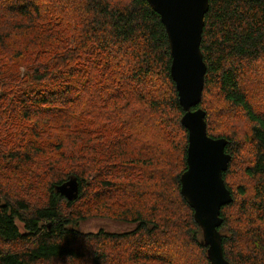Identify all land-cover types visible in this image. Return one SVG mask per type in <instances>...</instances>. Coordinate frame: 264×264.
<instances>
[{"label":"trees","instance_id":"16d2710c","mask_svg":"<svg viewBox=\"0 0 264 264\" xmlns=\"http://www.w3.org/2000/svg\"><path fill=\"white\" fill-rule=\"evenodd\" d=\"M203 21L206 72L197 108L207 136L224 139L230 156L222 179L231 202L217 230L223 258L264 264V106L248 99L264 88V0H208ZM170 63L164 27L147 0H0V264H109L115 242L157 251L173 245L176 258L188 244L210 264L180 195L187 131ZM212 101L241 112L248 127L242 142L222 116L214 127ZM135 106L147 109L148 124L160 118L156 134L175 126L183 133L174 169L160 166ZM244 148V182L233 186L227 178ZM18 166L39 173L18 177ZM36 176L43 200L34 205L8 185ZM70 179L78 195L68 202L56 188ZM94 207L98 218L111 212L134 227L121 235L79 231Z\"/></svg>","mask_w":264,"mask_h":264},{"label":"water","instance_id":"95a60500","mask_svg":"<svg viewBox=\"0 0 264 264\" xmlns=\"http://www.w3.org/2000/svg\"><path fill=\"white\" fill-rule=\"evenodd\" d=\"M164 27L170 51V77L178 103L184 111L180 124L187 131L186 170L180 176V195L193 210L195 224L202 232L210 264H229L224 260L218 228L220 210L231 202L222 174L230 156L224 139L206 134L201 103L206 67L200 52L203 18L208 0H147ZM68 202L77 198L78 185L70 179L56 188Z\"/></svg>","mask_w":264,"mask_h":264},{"label":"rangeland","instance_id":"374dc122","mask_svg":"<svg viewBox=\"0 0 264 264\" xmlns=\"http://www.w3.org/2000/svg\"><path fill=\"white\" fill-rule=\"evenodd\" d=\"M246 86H248L246 84ZM249 88V87H248ZM78 93H80L78 91ZM80 94H73V98L79 99ZM93 97V94H92ZM248 99L251 101L253 106L256 109L263 110L264 106V88L260 87L256 90H251L248 94ZM76 100V101H77ZM213 111L216 113L215 116V124L214 127H217V124L227 120L229 123H234L235 126L238 128V135L234 136V139L236 141L242 142L244 138V133L246 130H248V127L246 125V122L244 120V117L242 116L240 111L233 110L226 108L224 106L220 107V105L216 102L211 103ZM135 109L138 111L136 117V122L139 124L140 128L145 127L149 128V145L151 147V144H153V149L156 150V159L159 162L160 166L163 165V169L165 168V164H169L174 169L177 165L178 160L180 159V156L182 154V141L181 138H183V133L178 129L177 126L175 127H168L164 128L161 127V130H159V133L156 134V128L158 127V123L160 121V118L158 122L155 125L148 124V117L150 114H147V109H144L143 106H135ZM125 114V112L123 113ZM223 117L222 121L219 119L220 117ZM181 125V124H180ZM24 126V125H23ZM232 127V125H229V127ZM224 130V127L218 128V133H221L220 131ZM226 132L232 135V130H226ZM218 133H215L214 135H218ZM165 139V141H163ZM173 141V142H172ZM172 142V145H169V148L172 150V155L169 150H166V145ZM175 142L181 147H177ZM249 148H244L239 156L235 158L233 161V164L231 166L230 173L228 175L227 181L229 184H232L233 186H236V184L243 183L244 176H243V168L248 164L250 161V153L248 152ZM7 165L5 162H3V165ZM3 167V166H2ZM9 167V166H8ZM7 167V168H8ZM14 169L17 171L15 172L16 175H20V177H23V175L26 174H38L37 167H34L32 172H19L18 170L20 167H14ZM10 170V169H9ZM8 170V171H9ZM34 171V172H33ZM174 170H171L170 173H172ZM174 173V172H173ZM17 184L13 183L12 178H10L8 185L14 187L16 190V194L19 197L26 198L31 204H37L39 201L43 200V190L42 186L38 183L39 179L37 176L31 180V181H21ZM108 206V205H107ZM104 212H106V209H104ZM86 216V220H83L80 222L79 231H82L84 233H97L100 229L104 230V232H107L108 234H123L130 229H132L134 226H129L128 224H124L121 222H118V214L112 215L111 212H109L110 217L109 219H100L98 218V213L96 212V209L94 207L93 211L88 213H84ZM231 216L233 217V210L231 212ZM109 217V216H105ZM173 245H170L169 247L163 248L161 251L157 250H151L146 248H137L135 246L129 247V243L123 244V242H115V246H111L107 253V259L109 264H187L186 260H190L192 264H202L200 258L201 254L200 252L190 247L187 244L186 249L183 247V249L179 252V257L176 258L173 255L174 251ZM207 248V247H206ZM207 250V249H206ZM138 254V258L134 259L133 257ZM150 257L157 256V257H163L167 258L169 260H161L162 263L157 262V260H154L153 258L150 260L147 259H139L142 257ZM207 256V255H206ZM139 259V260H138ZM208 260V259H207ZM209 262V261H208Z\"/></svg>","mask_w":264,"mask_h":264}]
</instances>
